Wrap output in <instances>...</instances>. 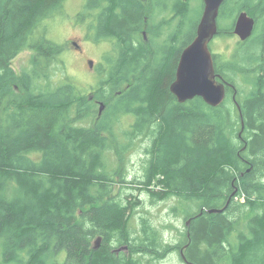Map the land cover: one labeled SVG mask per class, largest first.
Here are the masks:
<instances>
[{"label":"trees","instance_id":"1","mask_svg":"<svg viewBox=\"0 0 264 264\" xmlns=\"http://www.w3.org/2000/svg\"><path fill=\"white\" fill-rule=\"evenodd\" d=\"M65 1L0 0V264H158L182 250L188 264H264V0H226L218 18L217 38L232 36L242 11L256 19L221 64L214 54L242 114L233 88L217 107L201 97L179 103L170 89L204 2L199 12L193 0H154L151 10L139 0H86L77 20L91 41L112 45L89 93L72 77L54 81L66 45L35 37ZM169 5L164 20L177 18L175 32L148 44L145 13ZM25 50L33 54L18 73L13 60ZM139 143L146 175L137 190L154 202L176 197L172 211L190 221L175 245L146 215L132 227L140 199L115 192L129 182ZM157 174L164 189L150 190Z\"/></svg>","mask_w":264,"mask_h":264},{"label":"rangeland","instance_id":"2","mask_svg":"<svg viewBox=\"0 0 264 264\" xmlns=\"http://www.w3.org/2000/svg\"><path fill=\"white\" fill-rule=\"evenodd\" d=\"M203 0H193L192 7L199 10L202 8ZM86 0H66L62 12L53 18L46 19L43 26L36 32V38H46L60 45H66V49L60 55L63 60L59 64L60 67L65 66V70H60L57 67L54 81L62 82L66 78L72 77L80 89H85L91 93L97 85L98 77L96 74V66L107 52L112 49V45L107 42L94 43L88 38L87 28L85 24L79 23L77 15L84 8ZM199 17V13L197 18ZM241 42L238 35L234 32L231 37L217 38L215 37L210 47L213 53L222 60L229 57L234 47ZM83 49V53L79 48ZM33 54L31 50H25L20 53L13 60L14 69L20 73L27 67L29 60ZM89 60L95 61V67H89ZM238 83V82H237ZM236 84V83H235ZM245 87L243 96L248 93L249 86L246 83V78L242 76L241 83ZM232 98V96H231ZM90 121L83 124L88 126ZM133 123V118L128 117L122 121L123 128L128 129ZM142 144H137L136 148L128 154L127 167L125 179L129 182L115 185V192L121 190L124 196L132 193L139 197L140 205L132 219V227L140 228V217L146 215L151 219L152 223L159 226L163 230L164 239L171 244H177L182 237V233L186 231L187 221L183 215H178L172 211V207L177 204L176 197H170L158 202L152 200L145 191L137 190L139 185L138 181H144L146 175L145 168L143 167L144 152ZM139 149V150H138ZM110 158L113 157L109 154ZM161 176L156 175L153 184L149 187L150 190H163L164 185L159 182ZM135 187H137L135 189ZM65 253L62 255L60 261L65 260ZM186 263V262H185ZM184 259L181 257L179 251L169 253L165 258L161 259L158 264H185ZM188 264V263H186Z\"/></svg>","mask_w":264,"mask_h":264},{"label":"water","instance_id":"3","mask_svg":"<svg viewBox=\"0 0 264 264\" xmlns=\"http://www.w3.org/2000/svg\"><path fill=\"white\" fill-rule=\"evenodd\" d=\"M225 1L203 0L204 9L198 24L197 34L181 54L176 77L170 89L180 103L201 97L210 106L217 107L225 102L227 88H233L235 92L234 101L242 114V109L236 99L237 87L235 84L225 81L223 76L217 73L214 53L210 47L212 40L219 32L218 18L221 6ZM255 27L256 19L250 16L248 12L242 11L236 19L234 33L238 35L241 41H246L253 35ZM94 64V60H89L91 68L94 67ZM104 109L105 104L102 102L100 115ZM242 125L244 129V122ZM225 208L210 209L209 212H222ZM187 224L189 225L190 221ZM101 242L102 237H99L95 242V248H98ZM121 250H128V247L124 246L118 249V252ZM181 254L183 259L188 263L183 250Z\"/></svg>","mask_w":264,"mask_h":264},{"label":"flooded vegetation","instance_id":"4","mask_svg":"<svg viewBox=\"0 0 264 264\" xmlns=\"http://www.w3.org/2000/svg\"><path fill=\"white\" fill-rule=\"evenodd\" d=\"M142 2V4L145 5V7H147L149 10H151V5L155 2L154 0H139ZM167 1H170V2H173V1H178V0H167ZM168 9H165L164 10V13L163 12H160L158 14H155V15H152V17L150 16V14H146L144 15V19H143V36H144V40L148 42L149 44V38L150 36L153 34V35H156L158 33V36L161 35L162 38H166L168 37L169 35H171V33L174 31L175 32V28L178 24V20L177 18L175 17L173 19V23L172 24H168L166 23V21L164 20L165 16L168 15L170 13V11L172 9H169L170 8V5L167 7ZM171 17V15H170ZM87 28V26H85ZM254 34V33H253ZM252 37V36H251ZM250 37V38H251ZM249 38V39H250ZM248 39V40H249ZM174 40L176 41V38H174ZM246 40V41H248ZM241 42H244V41H241ZM110 43V42H109ZM80 51L83 53V49L80 47L79 48ZM182 54V52H181ZM181 54H180V57H181ZM179 61H180V58H179ZM100 63V62H99ZM97 63V65L99 64ZM179 64V62H178ZM89 65V64H88ZM90 67V66H89ZM94 67H95V64H94ZM94 67H90L91 69H93ZM178 67V66H177ZM98 77V75H97ZM230 89V88H229ZM235 93V92H234ZM96 102L98 103L99 105V115H100V106H101V103L103 101H100V100H96ZM104 103V102H103ZM105 104V103H104ZM106 107V106H105ZM105 110V109H104ZM104 112V111H103ZM102 112V114H103ZM101 114V115H102ZM118 252V249L116 250ZM127 251V250H125Z\"/></svg>","mask_w":264,"mask_h":264},{"label":"bare ground","instance_id":"5","mask_svg":"<svg viewBox=\"0 0 264 264\" xmlns=\"http://www.w3.org/2000/svg\"><path fill=\"white\" fill-rule=\"evenodd\" d=\"M179 103H180V102H179ZM233 195H235V194H233ZM126 246L128 247V245H126ZM123 247H124V246H123ZM121 248H122V247H121ZM118 249H120V248H118ZM121 251H123V250H121ZM124 251H125V250H124ZM185 262H186V261L184 260V263H185ZM186 263H187V262H186ZM186 263H185V264H186Z\"/></svg>","mask_w":264,"mask_h":264}]
</instances>
